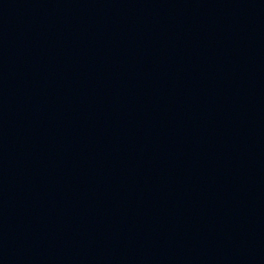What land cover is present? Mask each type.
Returning <instances> with one entry per match:
<instances>
[{"label":"water","instance_id":"water-1","mask_svg":"<svg viewBox=\"0 0 264 264\" xmlns=\"http://www.w3.org/2000/svg\"><path fill=\"white\" fill-rule=\"evenodd\" d=\"M0 264H264V0H0Z\"/></svg>","mask_w":264,"mask_h":264}]
</instances>
